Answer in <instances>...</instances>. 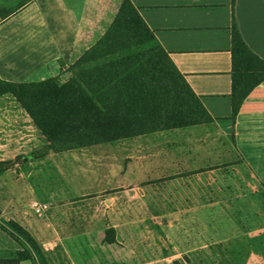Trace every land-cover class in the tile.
<instances>
[{"label":"rangeland","instance_id":"rangeland-1","mask_svg":"<svg viewBox=\"0 0 264 264\" xmlns=\"http://www.w3.org/2000/svg\"><path fill=\"white\" fill-rule=\"evenodd\" d=\"M92 45L78 46L55 78L73 76L71 65ZM252 61L245 59L248 67ZM227 127V137L216 121L34 157L46 137L12 93L0 94V161L11 162L0 173V202L45 219L48 242L60 230L75 264L257 262L264 256L263 177L232 161L220 166V153L231 150L222 142L232 138L233 123ZM26 246L35 264H50Z\"/></svg>","mask_w":264,"mask_h":264},{"label":"crops","instance_id":"crops-1","mask_svg":"<svg viewBox=\"0 0 264 264\" xmlns=\"http://www.w3.org/2000/svg\"><path fill=\"white\" fill-rule=\"evenodd\" d=\"M153 31L194 92L220 122L222 141L231 150L220 153V166L250 169L264 183V80L232 113L233 28L264 60V0H130ZM123 0H0V78L13 82L56 77L62 63L72 61L109 28ZM86 42V43H85ZM210 122V123H213ZM204 123L199 125H205ZM198 126V125H197ZM222 144V143H220ZM1 219L15 220L35 238L50 264H75L66 259L56 229L51 242L43 234L45 219L31 210L0 202ZM42 228H46L42 231ZM18 240L0 224V264H34L20 257ZM264 264V256L255 258ZM252 256L245 264H258Z\"/></svg>","mask_w":264,"mask_h":264},{"label":"trees","instance_id":"trees-1","mask_svg":"<svg viewBox=\"0 0 264 264\" xmlns=\"http://www.w3.org/2000/svg\"><path fill=\"white\" fill-rule=\"evenodd\" d=\"M148 42L154 44L132 51ZM232 57L231 100L236 113L264 80V60L247 46L235 25ZM245 59L253 60L252 67ZM71 67L74 74L65 82L55 77L30 82L0 78V94L12 93L48 141L31 153L34 157L214 121L130 0H123L106 32ZM9 163L0 161V173ZM0 224L23 246L20 257L34 262L29 251L24 255L27 243L47 263L37 241L21 224L5 219Z\"/></svg>","mask_w":264,"mask_h":264},{"label":"built area","instance_id":"built-area-1","mask_svg":"<svg viewBox=\"0 0 264 264\" xmlns=\"http://www.w3.org/2000/svg\"><path fill=\"white\" fill-rule=\"evenodd\" d=\"M37 212H41V208H37Z\"/></svg>","mask_w":264,"mask_h":264}]
</instances>
